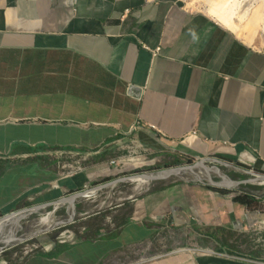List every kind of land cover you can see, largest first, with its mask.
Returning a JSON list of instances; mask_svg holds the SVG:
<instances>
[{"label":"crops","instance_id":"obj_1","mask_svg":"<svg viewBox=\"0 0 264 264\" xmlns=\"http://www.w3.org/2000/svg\"><path fill=\"white\" fill-rule=\"evenodd\" d=\"M144 151L221 154L264 173V45L182 0H0V214L119 176ZM177 184L147 188L115 237L83 246V264L125 260L108 252L170 230L158 220L205 237L263 218L231 194ZM260 257L162 252L127 264Z\"/></svg>","mask_w":264,"mask_h":264},{"label":"rangeland","instance_id":"obj_2","mask_svg":"<svg viewBox=\"0 0 264 264\" xmlns=\"http://www.w3.org/2000/svg\"><path fill=\"white\" fill-rule=\"evenodd\" d=\"M182 1L189 9L207 13L220 23L227 25L250 44L264 45V0ZM145 151L143 152L145 157H136V155L131 157L132 161L126 162L129 164H125L124 168L126 169L121 168L122 173L119 176L194 165L200 159L209 156L225 159L237 164L235 161L221 154L207 155L198 152L173 156H164L162 154L157 158L149 159L150 157L147 155L151 151ZM153 153H155L154 150ZM163 153L166 152L164 151ZM218 155L222 157H218ZM237 166L239 165L237 164ZM242 167L252 169L245 165ZM190 172L195 177H202V180L172 174L168 177L151 178L139 191H135L134 189L137 187L138 182L133 179V176L127 178L126 180L128 181L118 182L115 184L118 186L115 187L113 184H110V186L100 188L97 191L89 189L94 185L118 177L116 175L115 177L96 180L81 189L67 191L42 204H36L32 200L28 205H22L15 209V211L35 206L33 212L19 214L7 219V221L0 222V264H29V262L35 259H41L51 264L86 263L90 259L82 258L85 257V254L89 253L88 249L86 252V248L82 249L86 243L101 241V239L106 237H115L114 234L119 232L123 227L122 223L125 218L130 217V219H134L133 209L146 204L144 198H137L147 188L153 185H155V188H159L164 184L170 183H178L174 188H180L184 185H198L205 189L209 188L231 195H248L243 193L247 192L261 205L263 218L255 219L251 215H245L239 221L240 224H237L235 227L214 231V235L212 236L204 234L206 235L205 237H203V234H199L198 236V233L190 226L179 229L169 225L164 219L158 220L157 223L161 225L167 224L170 230L156 231L154 239L150 238L147 241L131 243L111 250L108 253L118 254L126 252V254L130 255L125 260L121 258L120 261H115L112 264H127L140 256L147 257L162 252H188L192 254L220 253L239 257L253 256L257 259H262L260 255L264 256V228L262 223L264 220V181L262 179L253 180L255 175L238 171L234 167L220 164L214 160L206 161L204 165L199 166L197 169H192ZM222 177L239 182L234 186L214 185L209 182L210 180L219 182ZM211 186L221 187V189ZM87 189L88 191H86L84 196L78 197L74 201V214H69L68 221L61 223L70 211V203L69 200L62 202L59 199L63 196L73 195L76 191H85ZM234 190H241L242 192ZM51 201H54L53 205L45 206L46 203ZM3 216L4 214H0V221ZM59 223L61 224L58 225ZM116 239H111V241L117 243ZM104 249H99L98 253H102ZM79 250L83 252L79 253ZM49 253L52 256H49ZM94 264L108 263L100 261Z\"/></svg>","mask_w":264,"mask_h":264},{"label":"bare ground","instance_id":"obj_3","mask_svg":"<svg viewBox=\"0 0 264 264\" xmlns=\"http://www.w3.org/2000/svg\"><path fill=\"white\" fill-rule=\"evenodd\" d=\"M211 161H213V160H211ZM216 162H218V161H216ZM205 163H206V161L203 160V158H202L196 164H194L192 166H187V167L180 166V167H176V168H168V169H165V170H163L161 172L145 173V174H141V175L134 176L133 179L134 180H137V182H138V185H137V187L134 190L135 191H139L143 185H146L150 181L151 178L155 179V178H161V177H168V176H170L172 174L181 175L183 177L184 176H189L190 178H196V179L202 180L201 179L202 177H195L190 171L192 169H197L199 166H202ZM218 163H220V162H218ZM220 164H222V163H220ZM226 166H228V165H226ZM231 167H234V166H231ZM234 168L237 169L238 171L245 172V171H243L242 169H240L238 167H234ZM216 169L219 170L218 168H216ZM219 172H221L222 174H224L221 170H219ZM126 179H122L120 181H128ZM257 179H260V178L255 175V177H254L253 180H257ZM209 182L210 183H213L214 185L234 186V185L238 184L239 181H234V180L231 181L230 179H227L225 177H222L221 178V181H219V182L217 181L218 183L215 182V181H212V180H210ZM106 186H110V184L101 185L99 187H96V188L90 189V190L97 191L98 189L103 188V187H106ZM86 191H88V190H85L84 192H80V193H75L73 195L68 196L67 198H61V199H59V201H62V202H67L69 200V203H70V211H69V213L66 215V217L64 218V220L61 223H65L66 221H68L67 218L69 217L68 216L69 214H74V201L76 200V198L81 197V196H84L85 193H86ZM90 194H92V193H90ZM50 205H53V202ZM34 210H35V208L33 207V208H30V209H27V210H23L20 213H16V214L9 215L8 217H6L1 222H4L5 220L7 221V219H10L11 217L16 216V215H19V214H25V213L26 214H29V213L33 212ZM61 223H59L58 225H60Z\"/></svg>","mask_w":264,"mask_h":264},{"label":"water","instance_id":"obj_4","mask_svg":"<svg viewBox=\"0 0 264 264\" xmlns=\"http://www.w3.org/2000/svg\"><path fill=\"white\" fill-rule=\"evenodd\" d=\"M203 160H205V161L215 160V161H218V162L222 163L223 165H228V166L238 167V168L242 169L243 171H245L246 173H249V174H252V175H256V176H258L260 179H262V180L264 181V173L254 171L253 169H250V168H245V167H242V166H237V164H235V163H233V162H231V161H227V160H225V159H220V158L211 157V156H209V157H205V158H203ZM187 166H192V165H187ZM187 166H184V167H187ZM174 168H176V167H174ZM163 170H165V169L157 170V171H145V172H142V173H133V174H128V175L118 176V177H115V178H113V179H111V180H108V181H105V182H103V183H100V184H98V185H94V186L90 187L89 189H94V188H96V187H99V186H101V185H105V184H113L114 187H115V186H118V185H115V184H117V183H118L120 180H122V179H126V178H129V177H133V176H137V175H141V174H145V173L161 172V171H163ZM207 186H210V185H207ZM211 187L221 189V187H215V186H211ZM87 190H88V189H87ZM80 192H84V191L79 190V191H76L75 193H80ZM67 197H68V196H63L62 198H67ZM52 202H54V201H51V202L46 203L45 206L50 205ZM33 207H35V206L26 207V208H23V209H21V210H17V211H15V212L8 213V214L4 215V216L1 218V221H3V220H4L6 217H8L9 215L16 214V213H19V212H21V211H23V210H27V209H30V208H33ZM1 221H0V222H1Z\"/></svg>","mask_w":264,"mask_h":264},{"label":"trees","instance_id":"obj_5","mask_svg":"<svg viewBox=\"0 0 264 264\" xmlns=\"http://www.w3.org/2000/svg\"><path fill=\"white\" fill-rule=\"evenodd\" d=\"M218 157H222L221 155H218ZM224 158V157H223ZM239 166H244V165H242V164H240V163H237ZM234 191H240V192H242L241 190H234ZM243 193H246V194H248V195H245V194H234L233 195V200L235 201V202H237V203H240V204H244V205H246L248 208H251V209H257V210H259V211H262V208H261V205L259 204V202L254 198V197H252L249 193H247V192H243ZM258 202V203H257ZM130 220V217H127V218H125V220L123 221V223L122 224H125V223H127L128 221ZM205 234H207V235H214V233L212 232V233H209V232H207L206 231V233ZM115 235V234H114ZM49 256H52V254L51 253H49Z\"/></svg>","mask_w":264,"mask_h":264},{"label":"built area","instance_id":"obj_6","mask_svg":"<svg viewBox=\"0 0 264 264\" xmlns=\"http://www.w3.org/2000/svg\"><path fill=\"white\" fill-rule=\"evenodd\" d=\"M262 223H263V228H264V220L262 221Z\"/></svg>","mask_w":264,"mask_h":264}]
</instances>
